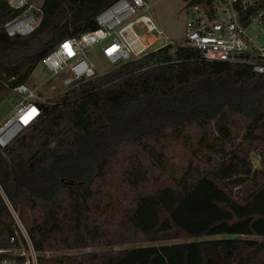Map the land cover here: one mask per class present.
<instances>
[{
    "label": "trees",
    "instance_id": "trees-1",
    "mask_svg": "<svg viewBox=\"0 0 264 264\" xmlns=\"http://www.w3.org/2000/svg\"><path fill=\"white\" fill-rule=\"evenodd\" d=\"M114 1L44 0L24 37L4 33L13 13L0 3V104ZM170 49L39 104L0 149V249L19 248L6 200L37 264H264V74Z\"/></svg>",
    "mask_w": 264,
    "mask_h": 264
},
{
    "label": "built area",
    "instance_id": "built-area-1",
    "mask_svg": "<svg viewBox=\"0 0 264 264\" xmlns=\"http://www.w3.org/2000/svg\"><path fill=\"white\" fill-rule=\"evenodd\" d=\"M185 1L187 19L179 42L171 41L156 25L148 14L146 0H115L95 16V30L57 44L40 61L48 78L32 89L24 83L11 90L18 103L0 124V149L9 146L39 118V104L44 102L37 98V92L47 80L63 76V87L70 88L97 77L95 66L88 59V53L96 47L112 66L109 71L170 46V54L176 48H187L205 61L246 65L256 74H264V0ZM0 3H4L2 10L13 13L1 24L8 37L30 35L39 26L44 0H0ZM5 203L15 225V237L9 241L14 243L17 239L19 248L0 249V264H37L39 254L17 214L6 200Z\"/></svg>",
    "mask_w": 264,
    "mask_h": 264
},
{
    "label": "rangeland",
    "instance_id": "rangeland-1",
    "mask_svg": "<svg viewBox=\"0 0 264 264\" xmlns=\"http://www.w3.org/2000/svg\"><path fill=\"white\" fill-rule=\"evenodd\" d=\"M149 4L148 14L156 23V25L163 31V33L173 42H179L184 36V24L187 19L184 12L185 0H146ZM137 33L142 34L139 30H136ZM88 59L95 66V73L97 76L103 75L108 72L112 66L109 65L101 56L99 52V47L94 48L88 53ZM48 78V73L43 69L42 63L39 62L33 71L29 74L28 78L25 81V85L32 89L37 87L40 83L44 82ZM63 76L57 78H51L47 80L41 87H39L37 92V98L43 102L49 100H56L59 96L64 94L69 88H65L62 85ZM18 103V98L10 94L4 99L0 104V122H2L6 117L10 116L15 106ZM137 120V113L133 110L129 116V119L126 123V129L132 127V125ZM251 162L255 169H259V157L256 154L251 155ZM168 171H171L173 174H178V166L174 160H170L166 164ZM247 187V186H246ZM246 187L238 189L236 192L239 196L243 194V191ZM204 239V240H210ZM257 243H263L264 238H254ZM180 243V241H169V242H159L154 243L153 245L161 244H172ZM151 245V244H147ZM140 246V245H135ZM133 246H126L123 248H130ZM77 252H66L61 254H46V256H59L62 254L74 255Z\"/></svg>",
    "mask_w": 264,
    "mask_h": 264
},
{
    "label": "water",
    "instance_id": "water-1",
    "mask_svg": "<svg viewBox=\"0 0 264 264\" xmlns=\"http://www.w3.org/2000/svg\"><path fill=\"white\" fill-rule=\"evenodd\" d=\"M161 44V43H160ZM159 45V44H158ZM158 45H156L155 47H157Z\"/></svg>",
    "mask_w": 264,
    "mask_h": 264
},
{
    "label": "crops",
    "instance_id": "crops-1",
    "mask_svg": "<svg viewBox=\"0 0 264 264\" xmlns=\"http://www.w3.org/2000/svg\"><path fill=\"white\" fill-rule=\"evenodd\" d=\"M2 122H3V121H2ZM2 122H0V124H1Z\"/></svg>",
    "mask_w": 264,
    "mask_h": 264
}]
</instances>
